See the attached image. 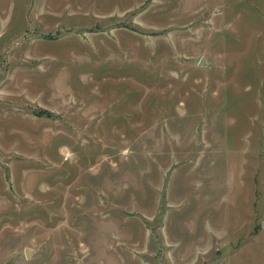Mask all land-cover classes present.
<instances>
[{
	"label": "rangeland",
	"instance_id": "rangeland-1",
	"mask_svg": "<svg viewBox=\"0 0 264 264\" xmlns=\"http://www.w3.org/2000/svg\"><path fill=\"white\" fill-rule=\"evenodd\" d=\"M0 264H264V0H0Z\"/></svg>",
	"mask_w": 264,
	"mask_h": 264
},
{
	"label": "water",
	"instance_id": "water-1",
	"mask_svg": "<svg viewBox=\"0 0 264 264\" xmlns=\"http://www.w3.org/2000/svg\"><path fill=\"white\" fill-rule=\"evenodd\" d=\"M205 63V58L202 57L201 60H200V64H204ZM31 253V249L30 248H27L26 249V254L29 255Z\"/></svg>",
	"mask_w": 264,
	"mask_h": 264
}]
</instances>
